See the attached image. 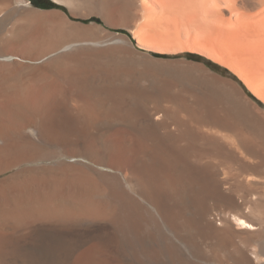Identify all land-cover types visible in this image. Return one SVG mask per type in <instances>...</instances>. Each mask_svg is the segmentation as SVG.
Listing matches in <instances>:
<instances>
[{"label":"bare ground","instance_id":"1","mask_svg":"<svg viewBox=\"0 0 264 264\" xmlns=\"http://www.w3.org/2000/svg\"><path fill=\"white\" fill-rule=\"evenodd\" d=\"M139 1L141 3L137 17L144 19V28L152 24L151 18L155 14L151 11L153 6L159 7L163 12L171 10L175 13L173 10H184V13L187 11L188 14L190 11L189 13L197 15L203 11L219 24L226 23L228 39L233 43V48L237 47L238 51L234 50L239 52V61L245 68L242 69L246 70L247 77L253 79L254 84H249L254 85V90L261 93L259 97L264 95V0H102L103 8L99 9L103 12L101 15L105 23L112 25L110 16L112 19L115 16L126 20L129 18V8L137 5ZM193 1L195 3H192ZM80 2L84 8L96 9L93 0ZM223 11H230L228 20L223 17ZM71 12L77 16L73 8ZM14 20L10 12L0 19V35L8 24L11 25L7 29L10 36L4 33L5 37L0 38V42L10 45L15 37L23 38L22 32V36L18 37L20 34L15 29ZM32 33L23 38L25 41L22 39L24 43L19 50L10 53L2 51L0 54L2 59L13 56L15 58V54L21 60L36 61L45 58L40 65L30 67L27 74L23 72L28 66L22 61L13 59L0 62V174L13 166L32 161L28 158L30 153H26V144L19 143L21 137L14 135L17 129L32 121L38 124L39 141H63L61 146L64 148L59 150L62 157L83 158L84 154L91 155V158L97 156V164L110 168L113 172L94 168L78 160L71 162L67 158L55 161L54 170L31 169L32 171L24 170V173L21 170L9 178L0 180L1 254L9 252L10 249L12 252H21V248L12 246L17 241L16 235L18 238L19 234L23 235V229H34V225L28 224L31 221H86L95 224L106 219L103 224L101 222V225H93L90 228L124 236L121 247L131 249L133 257L134 254L138 255V250L154 260L167 256L174 260L175 264H188L187 260L184 261V258L188 257L184 255L186 253H190L192 257L189 264H264V193L263 196L258 193L260 189L264 192V145L259 141L264 139V131H249L246 121H242L236 113L227 111L221 115L213 104H207L199 100V97L196 98L197 108L184 104L183 99L180 101L176 97V109L162 111L164 115L173 114L171 125L166 119H154V114L149 117L148 127L139 129L137 142H125L124 130L122 135L117 127H112L104 136L105 139L102 138L104 143H99L100 141L95 139L99 136L100 128L95 126L126 121L136 115L138 103L126 107L116 98L131 91L134 83L132 82L131 86L124 84L125 82L120 87L118 84L113 86L112 76L116 73L106 71L108 68H104L105 72H102V69L96 67L97 70H102L101 76L99 75L101 80L96 88L91 87L90 77L93 78V71H97L92 69L93 65L91 69L88 66L93 58L87 56L90 53L88 54L89 47L86 44L91 43L89 41L95 42L87 37L88 35L80 37V34H74L65 37L62 34V37H65L63 39L55 33L59 44L54 45L53 50L40 58L24 55V48L41 47L38 44L41 34ZM93 36L95 35L91 34V37ZM55 40L50 41L54 43ZM114 55L110 52L108 58ZM125 73L127 74V71ZM51 74L65 78L63 81L68 85L57 81L58 78L51 83H39L40 88L37 91L29 92L30 80L24 82L27 76L49 77ZM33 79L36 80L35 77ZM170 86L171 84L164 81L160 85L155 82L154 85L157 90ZM63 88L69 92L71 102L67 106L58 103V96L62 94ZM66 107L71 109L66 110ZM180 112L187 113L201 130L198 131L195 127L188 126L189 124L185 127V121L180 119ZM257 120L264 128V117L257 115ZM76 121H83L89 126L76 127ZM172 125L175 130L171 129ZM163 127L170 129L165 136L158 133ZM203 128L222 133L224 137L234 141L223 142V139L220 141L218 137L219 141H213V136L205 132L207 129L203 132ZM13 129H16L14 134L9 135L8 132ZM7 139H17V142ZM149 139L154 142L148 144L147 142L152 141ZM199 140L204 142L200 143ZM215 157L221 162L214 160ZM233 160L242 164L247 177L244 178L243 175V180L239 178L240 180L234 183L231 182L233 179H230V176L223 177L226 165ZM240 185L245 187L244 191L239 190ZM179 200L182 201L181 205L177 204ZM173 202H176V205ZM220 203L223 204L222 207ZM10 221L13 222L15 230H18L15 231L16 234L9 233ZM161 228L167 232H162ZM36 229L38 228L34 231ZM115 238L113 237L114 240ZM8 244H11L12 248ZM119 246L120 244L117 245L118 248ZM102 250H105L104 247L98 245L87 250V253L76 256L43 252L31 256L44 260L47 264H113L114 261L102 254Z\"/></svg>","mask_w":264,"mask_h":264},{"label":"rangeland","instance_id":"2","mask_svg":"<svg viewBox=\"0 0 264 264\" xmlns=\"http://www.w3.org/2000/svg\"><path fill=\"white\" fill-rule=\"evenodd\" d=\"M52 1L54 2L57 1L56 3L60 4L59 6H61L62 8L42 9L34 6L30 0H0V19L2 17H5V15H7V13L10 12L13 15L14 19L16 20V21L14 20L15 29H17V32L20 34L18 35L17 33L18 37L22 35L23 38L27 37L31 35L29 33L32 32H33L32 34H39V33L41 34L40 36L42 37L40 43H38L41 46V47L38 46L40 48L39 50L38 47L35 48L32 46H29L27 47V49L24 48L22 50V54L33 55L37 58L44 56L46 53L53 50L55 46H58L59 42L57 38L58 36L62 37V34L65 37L69 35L73 36L74 34L75 35L80 34V37H82L83 35L84 36L88 35L87 37H89L90 39L92 38V40H94L95 42L92 41H89L91 43L85 42L88 43L86 44L89 47L87 51L88 54L90 53L91 55V56L90 55L87 56L93 59L96 58L95 60L91 59L90 61L91 64L88 66L89 68L94 66L92 69L94 70L95 68L97 71V72H95V70L93 71L94 72L93 74H95V76L92 75L94 79L90 77V79L92 80V82L90 80L91 87L96 88L99 85V82L101 80L100 79L101 73L105 72L104 68L105 69L108 68L109 70L107 69L106 71H110L112 74L116 73L115 74L116 76L115 75L112 76V82L114 81L113 82L114 84L112 83L111 84L113 86L116 84H118L119 87L124 84L131 86L132 82L134 83L131 91L127 93L124 92L123 95L119 94L121 97L118 96L116 98H119L118 101L120 100L119 102H121V104H123L126 107L134 105L133 103H138L139 108L136 110L137 111L136 115L132 118H129L126 121H118L115 123L112 122L101 123L95 126L96 128H100L98 133L99 136H97V139H95V141L97 142L100 141L99 143L102 142L104 143V139H105L104 136H106V134L108 133L109 128L117 127L118 132H120L122 135L124 133L123 140L125 142L127 143L128 142L132 143V141L137 142L138 141L137 134H139L138 132L139 129L140 128L142 129L143 127L146 128V126L148 127L150 123L149 117H151L154 114H155L154 119L158 120L157 117H159V119H166L167 123L171 125L170 123L173 121L172 120L173 114L171 113V115L170 114L164 115V112L165 110L167 111L170 109L174 111L176 109V106L174 104L175 103L174 101H176V97H178L180 101L183 99L184 104L194 108L198 107L197 106L198 99L196 98L199 97V100L201 99L205 101V103L207 104H213V106L219 112H221V115H224L227 111L236 113L241 120L244 119L246 121V124H248L247 129L249 131L251 132L264 131V128L258 123L257 120V115L264 117V97H262L264 95L262 94V96L259 97L261 93L258 92L257 90H254L255 86L252 85L254 84L253 79L249 75H248L249 77H247V73H245L246 70H244L245 68L239 61L238 58L239 52H237L238 51L236 49L237 47L235 46L233 48L234 46L233 43H231L228 39V35H227L228 25L226 23L219 24V22H216L215 20L210 19L209 16H206V13L203 11L197 15H194L193 13H189L190 11H188V14L187 11H185L184 13V10L183 11L173 10L175 11V13L169 10L168 13L161 11L159 7L153 6L151 7V9L152 8L154 9H152L151 11L153 14L154 13L155 14L153 15V18H151V21L152 20L153 21L152 22L150 21L152 24L150 25L148 24L144 28L145 25L144 19H140L139 17H137V13L139 9L138 7L141 3V1H139L137 2V5L135 4L134 6L129 8L128 11L129 18H127L126 20H124L125 18L121 19L120 17H115V16H113L112 19V16H110L109 17L111 18L110 22L112 23V25L114 24L112 26V25H107L101 15L103 14V12L101 11V9L103 8L102 0H93L97 10L95 8L93 9L90 8L87 9V7L84 8L83 4L81 5L80 0H76V1L67 0V2L66 0L64 2L63 0L62 2L58 0H52ZM77 3H79V5ZM192 3L195 2L193 1ZM72 8L77 13V16H74L72 14L71 12ZM95 11L96 13H94ZM229 12L228 11L222 12L223 17L226 18V20L230 18ZM171 13H173L174 15L173 14L171 15ZM186 14L189 16H187ZM161 16L162 18H160ZM94 23L97 24L95 25ZM10 26L11 25L8 24L6 30L4 29L3 33L0 35V38H3L4 33L6 34V36L7 35L10 36V34H8L7 32V29H9ZM59 30H61L60 32L62 33H60ZM88 30L92 32L90 31L87 32ZM111 32H114V34L112 35ZM55 33L58 34V36ZM91 34L95 35L96 37L95 36L91 37ZM53 35L55 38L52 37ZM123 36H128L134 42L135 49L138 50L139 53L134 51L130 47L128 41ZM93 38H95L96 40ZM18 39L20 38L15 37L14 42L10 45L7 43L5 44L0 42V54H2L3 52L10 53L19 50L20 49L19 47L21 46V44L24 43L25 38L23 39L24 41H22V39L20 40ZM53 39H56L54 43L53 41H50ZM97 40L99 41L98 44H97ZM91 48L94 49L92 50ZM234 49H236L237 51ZM110 52L114 53L117 57L114 55L116 58L114 56L108 58ZM99 54L102 55L100 56ZM144 54H151L152 57H148ZM156 54H161L164 55L165 57H158L156 56ZM189 54H194L197 57H190ZM13 59L16 61H22L23 64L29 67V68L27 67L23 72L27 74V72H29V69H31L30 67L40 65V63H43L42 61L45 58L36 61L29 59L21 60L20 57H18L15 54V58L14 56L12 58H7V59L5 58L2 59L1 57L0 62L1 60H3L4 62H8ZM109 66L111 67L109 68ZM96 67L98 69H102L103 71L101 70L102 71L101 72L100 70H97ZM118 68L119 70H117ZM111 70L114 71V73ZM125 70L127 71L128 75L125 73L126 72ZM58 73L61 74L60 72ZM96 74L100 76L98 77L96 76ZM51 75H49V77H45V76L38 77L37 75L27 76L24 79V82L26 83L29 80L32 81V82L29 81L28 83V85L32 86V87L29 86V92L35 90L37 91L40 88V85H42L41 83H51L52 80L54 79L57 80L59 78L55 74H51ZM117 75L119 77H117ZM34 77L36 80L33 79ZM63 80H65V78L60 77L57 81L62 82L63 85H68ZM247 80H249V82ZM163 81L171 84L170 88L167 87L166 89L162 88L163 90L162 89L157 90L154 87L155 82L156 83L158 82L160 85ZM123 82L125 83L123 84ZM249 83L252 84L250 85ZM66 88H63L61 92L62 94L58 96L59 98L58 103L66 104L67 106L68 103H70L71 101L69 99V92L67 93L68 90ZM191 93L193 95H191ZM65 109L70 110L71 108L66 107ZM157 111L159 112L156 113ZM186 114L187 113L185 112L183 113L180 112L179 114L180 119L182 121H185L183 122L185 124L184 126L187 127V125L189 124L188 126L195 127L199 131L200 126L194 124L191 121L190 117H188L189 115ZM35 123H36L35 121L34 122L32 121L30 124L24 125L23 127L17 129L18 131L16 129H13L12 131L10 130L8 132L9 135H13L14 131L16 130L14 135H16V137L18 136L21 137L20 140L18 138L19 140L18 142L22 144L23 143L26 144L25 146L26 150L34 149L33 150L34 152L33 151L30 152L28 150L26 151L27 155L30 153L29 155L30 157L28 156V158L34 162L32 161L23 162L20 165L13 166L11 169L2 172L0 174V180H4L7 177L9 178L11 175H14L16 172H19L21 170L23 173L24 170L29 171L31 169L34 171L54 170L55 161L60 159L64 160L68 158V157L66 158L65 156L62 157V153H60V151L64 148L63 146H61V144H63V141L61 140L55 141L51 139L45 142L39 141L37 135L38 124ZM74 126L79 128L87 126L88 128L89 125L85 124L83 121H76ZM171 129L175 130V126L172 125ZM206 129L207 128L205 129L203 128L202 131L203 130L205 131ZM169 130H170L169 128L163 127L158 130V133L162 136H165L169 132ZM10 132L12 134H10ZM205 132L209 133V136H213V138H211L213 139V141L216 140L219 141V139L220 141L223 139L222 140L223 142H230V143H233L234 141L232 138L224 137L222 133L209 131L208 129ZM214 137H216V139ZM217 137L219 139H217ZM9 140L17 142V139L14 140L9 139ZM150 140L152 139H149V141ZM1 141L2 139L0 138V143ZM199 141L200 143L204 142V140H199ZM259 141L264 145V139L263 140L260 139ZM153 142L154 141L152 140L147 143L151 144ZM55 144H59V145L55 146ZM34 146L37 148H35ZM35 153L37 155H35ZM82 156L83 158L82 157L73 158V159L68 158L67 160L71 162H75L76 160H78L87 163L91 166H94V168L96 167L104 171H112L110 168L102 167L99 164H97L99 163V161H97L99 157L95 156L97 159L95 157L91 158L90 157L91 155L88 154L87 155L84 154ZM93 156L94 154H92V157ZM214 160H216L217 162L220 161L216 157L214 158ZM233 161H231L228 165H226L227 169L225 174H223V177L230 176L229 178L233 179V181L231 180L232 183H234V181L236 180H240V179L243 180V177L244 178L246 177L245 171H243L242 169V164H240V162L237 164L238 161L237 162L235 160ZM240 187L239 190L244 191L245 187L241 185ZM259 191H261L262 193ZM259 191L258 193L263 196L264 192L261 189ZM241 201L242 200H239V202ZM173 203L176 205V202ZM181 203H182L181 200L177 201V204L181 205ZM222 205L220 203V207H222ZM104 220L105 221H101L102 223L98 221L99 223L96 222L95 224L86 221L82 223L81 222L71 223V222L58 221V220H52L48 222L31 221L28 224H31L32 226L34 225L33 228L34 229L38 228V229H36L35 231L34 229L33 230L23 229L22 236H20L19 234V238H18L17 237L18 235H16L15 238V240H17L16 241L17 244L15 242L16 246H14L15 244H13V246L11 244L8 245H10V247L12 246L13 248L14 247L21 248V252L20 251L12 252V250L10 249L11 251L9 250V252H6L5 254L0 253V264H47L45 263L44 260H40L37 257H32L31 255H37L38 253L39 254L56 253V254H64L69 256H73V255L76 256L82 253H87V250H90L98 245H101L102 248L104 247L106 251L102 250L101 253L104 255L106 254L105 256H109L110 261L112 262L114 261L113 264H145V263L175 264V261L167 256H163L158 258L157 260H154V259H150L149 256L145 254V252L138 250L136 251V253L139 252L138 255L134 254L133 257L131 249L129 248L124 249L123 247H121V241L122 239L125 238L124 236L122 235L115 236L109 234L107 230L102 231V230H95L90 228L93 225L99 226L103 224L104 222H106V219ZM56 228L58 229L56 230ZM8 229L10 231L9 233L12 234H16V232L18 231L15 230V226L12 221L8 222ZM161 229L163 230V228ZM70 230L71 232H69ZM56 231H58L59 233ZM162 232H167V231L163 230ZM41 234L43 236H41ZM113 237L114 238L116 237L115 240L118 242H116L113 239ZM243 238L245 237L243 236ZM109 239L110 240L113 239V243L116 245H114L112 243V240L110 241ZM108 241L110 242L108 243ZM118 244H120L119 248L117 247ZM186 254L184 255L188 257H185L184 261L187 260V263L189 264L190 258L192 259V257L190 253H186ZM135 255L136 258L139 259H136Z\"/></svg>","mask_w":264,"mask_h":264},{"label":"trees","instance_id":"3","mask_svg":"<svg viewBox=\"0 0 264 264\" xmlns=\"http://www.w3.org/2000/svg\"><path fill=\"white\" fill-rule=\"evenodd\" d=\"M30 1H31V3L34 6L39 7V8H42V9L62 8L61 6H59L57 3H55L52 0H30ZM124 33H126V32H124ZM189 55H190V57H197L194 54H189ZM156 56H158V57H165L164 55H161V54H156Z\"/></svg>","mask_w":264,"mask_h":264},{"label":"water","instance_id":"4","mask_svg":"<svg viewBox=\"0 0 264 264\" xmlns=\"http://www.w3.org/2000/svg\"><path fill=\"white\" fill-rule=\"evenodd\" d=\"M56 3V2H55ZM58 5H60V4H58ZM95 25L97 24V23H94ZM111 34H114V32H111ZM127 41H128V43H129V45L131 46V48L134 50V51H136V52H138V50H136L135 49V44H134V42L128 37V36H123ZM139 53V52H138ZM144 55H146V56H148V57H152V55L151 54H144Z\"/></svg>","mask_w":264,"mask_h":264}]
</instances>
